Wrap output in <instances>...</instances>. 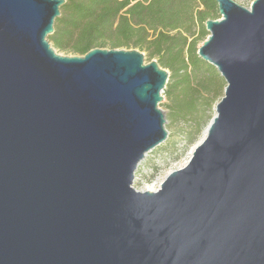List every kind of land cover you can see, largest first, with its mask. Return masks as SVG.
<instances>
[{"label": "water", "instance_id": "1", "mask_svg": "<svg viewBox=\"0 0 264 264\" xmlns=\"http://www.w3.org/2000/svg\"><path fill=\"white\" fill-rule=\"evenodd\" d=\"M198 50L226 82L158 192L169 73L137 50L62 56L67 0H0V264H264V0H215Z\"/></svg>", "mask_w": 264, "mask_h": 264}, {"label": "trees", "instance_id": "2", "mask_svg": "<svg viewBox=\"0 0 264 264\" xmlns=\"http://www.w3.org/2000/svg\"><path fill=\"white\" fill-rule=\"evenodd\" d=\"M218 18L215 0H67L49 41L59 51L82 56L106 47L145 52L173 73L175 82L166 88L172 114L200 128L209 117L199 118L197 111L212 108L214 100L202 90L210 94L218 73L198 56L194 37L197 31L201 38L207 35L206 21ZM202 69L208 78L193 82Z\"/></svg>", "mask_w": 264, "mask_h": 264}, {"label": "rangeland", "instance_id": "3", "mask_svg": "<svg viewBox=\"0 0 264 264\" xmlns=\"http://www.w3.org/2000/svg\"><path fill=\"white\" fill-rule=\"evenodd\" d=\"M238 4L250 8L252 2L254 0H235ZM220 18V15H219ZM199 31L196 32L195 39H198V48H200L203 43L207 40L209 33L201 38L198 34ZM52 44V43H51ZM53 46V44H52ZM106 49H110L106 47ZM120 50H132L129 48H119ZM138 50V49H137ZM57 53L62 56H82V55H75L72 53H67L63 51L57 50ZM140 51V50H139ZM145 57V62L150 63L152 61H157L156 59H151L145 52H142ZM206 63V62H205ZM209 65L208 63H206ZM169 73V82L167 85L168 87L174 84L175 80L173 78V73L171 70L164 68ZM217 71V70H216ZM218 73V79L216 83V87L212 88L210 94L205 93L202 90V94L205 97L214 98L212 103V108L203 107L201 110L197 111V117L206 120L209 117V121L204 126L200 128L196 127L191 119H178L172 114V105H173V97L170 98L166 90L163 94V101L160 104V108L164 111L166 118H167V125L166 128L169 132V138L166 143L162 146L157 148L153 151L149 157L147 162L144 164V168L139 170V177L140 180L136 184L138 190H143L147 188V182L145 181V173L144 169H156L157 167L161 168L160 173L162 176H167L170 174L176 167L179 165L186 164L190 161L195 149L202 143L207 135V129L216 115V106L221 101L222 97L224 96V91L226 87V82L221 77L220 73ZM208 78L206 71L202 69L196 74V77L192 76V81L194 80L201 82V80L205 81ZM178 92L173 96H177Z\"/></svg>", "mask_w": 264, "mask_h": 264}, {"label": "built area", "instance_id": "4", "mask_svg": "<svg viewBox=\"0 0 264 264\" xmlns=\"http://www.w3.org/2000/svg\"><path fill=\"white\" fill-rule=\"evenodd\" d=\"M147 160L142 163V165L139 167V170H141L142 168H144V164L147 162ZM188 163L183 164V165H179L172 172L183 169L184 167H186V165ZM160 169L161 168L157 167L156 169L152 168V169L149 170L147 168V169H144L143 170L144 173H145V177H146L145 181L147 182V188H145L143 190H138L137 187H136V184L140 180V177H139L140 174H139V170H138L137 173H136V178H135V182H134V185H133L134 188L137 191H139V192H146V191H149V192H158L161 189V185L165 182V180L167 179V177L172 173L171 172L167 176H162L161 173H160Z\"/></svg>", "mask_w": 264, "mask_h": 264}]
</instances>
